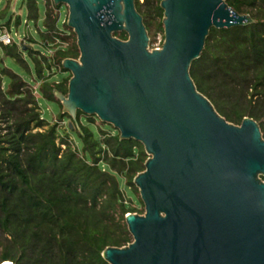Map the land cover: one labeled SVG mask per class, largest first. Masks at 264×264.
Segmentation results:
<instances>
[{"label":"water","instance_id":"water-1","mask_svg":"<svg viewBox=\"0 0 264 264\" xmlns=\"http://www.w3.org/2000/svg\"><path fill=\"white\" fill-rule=\"evenodd\" d=\"M67 8L77 59H64L62 113L112 126L143 146L133 184L144 213L125 215L132 241L108 264H264V138L258 123L227 122L190 77L210 29L253 21L224 0H161L163 42L149 37L135 0H52ZM124 32L126 40L114 36ZM26 50L25 47L22 48ZM0 264H14L10 261Z\"/></svg>","mask_w":264,"mask_h":264},{"label":"trees","instance_id":"trees-1","mask_svg":"<svg viewBox=\"0 0 264 264\" xmlns=\"http://www.w3.org/2000/svg\"><path fill=\"white\" fill-rule=\"evenodd\" d=\"M224 1L237 13L249 15L253 23L210 29L199 59L190 66L189 74L197 91L213 107L222 97L235 93L230 87L235 81L251 78L250 87H243L242 93L250 88L253 97L264 94V0ZM160 2L135 0V9L146 31L149 16L157 18V25L162 28ZM25 3L28 18L36 19L32 13L36 8L33 1L25 0ZM58 8L52 5L51 9ZM53 11L45 10L44 26L47 33L57 36V17ZM8 24L5 27L9 30ZM15 25H19L18 20ZM114 36L127 39L124 32ZM42 38L45 45L50 42L46 34ZM58 47L50 62L43 56L42 60L36 58L38 53H32L31 57L42 80L39 95L61 107L54 93L66 95L70 76L50 82V75H42L41 65L47 72L55 66L66 73L62 61L77 59L79 52L76 43ZM2 49L16 62H24L16 46H2ZM5 75L9 82L3 88ZM251 105L248 101V106ZM215 110L236 125L248 116L247 110L249 118L255 121L264 116L235 106L228 113L222 108ZM64 117L70 120L62 113L60 118ZM82 119L92 124L97 118L77 112L79 130L74 133L81 151L64 139L60 144L65 148L61 150L55 144L56 125L43 132L37 130L47 123L40 118L37 100L26 84L16 75L0 71V263L108 264L101 257L105 248L123 247L132 241L124 217L136 211L125 200L124 190L134 197L133 179L144 170L147 159L143 146L134 140H121L118 131L110 125L112 134L103 133L100 127L94 133L82 124ZM258 125L264 138V123ZM134 200L143 206L141 200L135 197Z\"/></svg>","mask_w":264,"mask_h":264},{"label":"rangeland","instance_id":"rangeland-1","mask_svg":"<svg viewBox=\"0 0 264 264\" xmlns=\"http://www.w3.org/2000/svg\"><path fill=\"white\" fill-rule=\"evenodd\" d=\"M32 1L36 7L35 9L33 8L34 10L32 13L33 15L36 14V19L28 18L29 11L27 10L25 0H0V25H6L9 23V31L14 42V45L11 46V48L16 46L17 51L20 52L22 61H24L23 63L16 62L11 56L6 54L0 46V71L2 70L6 74H12L19 77V79L26 84V89L37 100L40 118L45 123H47V125L44 127L37 129L39 132H43L51 126L56 125L58 129L55 139L56 146L63 150L65 145L60 144V142L64 139L66 143H68L72 148L81 151V143L74 133L75 130H79V126L74 124V130L68 131L66 127L69 120L66 117L60 118V115L62 114V107H59L54 102L44 100L39 95L38 88L42 80L37 75L36 63L31 57L32 53H38L39 55H36V58H40L42 60L41 56H43L46 57L48 62H50L49 59L59 48L58 46L66 47L72 43H76V37L72 30L67 26H64V24L67 23V8L64 5H59V8L56 11H53V9H51L53 5L52 0ZM138 1L139 3H143L144 0ZM45 10H47L49 13L53 11L57 17V36H54L53 33H47V30L44 26ZM141 10L145 11V8H142ZM149 19L150 24L147 27V34L149 37L148 48L149 50H152L160 48L162 45L163 27L161 29L158 27L157 18L153 19V17L151 18L149 16L148 20ZM16 20L19 21L18 26L15 25ZM45 34L48 36V40L51 42H47V45L44 44L42 38V35ZM23 47L26 48L25 51H23ZM41 72L43 76L50 75V82H59L63 79H68L69 76L71 77V74L68 71H66V73H62L59 71V68L55 66L47 72L43 65H41ZM2 81V87L6 88L9 82L8 76H3ZM252 81L253 80L251 78H248L246 80L244 79L235 81L234 84L231 83L230 87L235 93L232 96L227 95L222 97L218 103L214 104V107L217 110L222 108L223 111L227 113L230 112V109H232L233 106H235L238 110H245L248 108L249 110H253V112L255 111L258 115H264V94L261 93L260 95L253 97L251 96L252 92L250 88L242 93V88L246 86L250 87ZM245 92L246 95H244ZM248 101L252 102L250 107L248 106ZM247 113L250 114L248 110ZM249 114H247L248 116L246 117H249ZM256 122L258 124H263L264 116H261V118L257 119ZM82 124L88 127L94 133L97 131L96 129H99V127L103 133H113L112 128L109 125H100V121L97 119H95L92 124H88L82 119ZM37 130H33V132H36ZM124 192L125 200L130 203L131 208L136 211L134 213L142 215L144 213L143 206L138 205L134 200V197L135 199L138 198L140 200L138 190L135 188V192L133 193L134 197L129 194L126 188ZM129 199H131V201Z\"/></svg>","mask_w":264,"mask_h":264},{"label":"built area","instance_id":"built-area-1","mask_svg":"<svg viewBox=\"0 0 264 264\" xmlns=\"http://www.w3.org/2000/svg\"><path fill=\"white\" fill-rule=\"evenodd\" d=\"M14 44L10 31L5 25H0V46H12Z\"/></svg>","mask_w":264,"mask_h":264}]
</instances>
